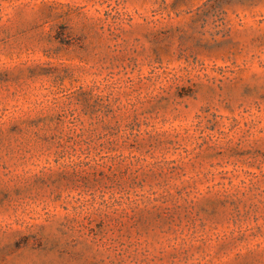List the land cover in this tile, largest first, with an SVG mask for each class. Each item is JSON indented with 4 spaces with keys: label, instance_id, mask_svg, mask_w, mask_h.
Returning <instances> with one entry per match:
<instances>
[{
    "label": "rangeland",
    "instance_id": "obj_1",
    "mask_svg": "<svg viewBox=\"0 0 264 264\" xmlns=\"http://www.w3.org/2000/svg\"><path fill=\"white\" fill-rule=\"evenodd\" d=\"M0 264H264V0H0Z\"/></svg>",
    "mask_w": 264,
    "mask_h": 264
}]
</instances>
